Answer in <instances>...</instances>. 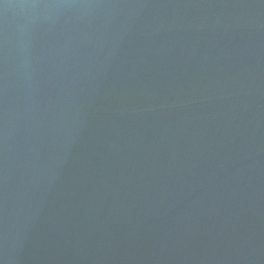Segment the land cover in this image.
Wrapping results in <instances>:
<instances>
[{
  "label": "water",
  "instance_id": "1",
  "mask_svg": "<svg viewBox=\"0 0 264 264\" xmlns=\"http://www.w3.org/2000/svg\"><path fill=\"white\" fill-rule=\"evenodd\" d=\"M0 264H264V0H0Z\"/></svg>",
  "mask_w": 264,
  "mask_h": 264
}]
</instances>
